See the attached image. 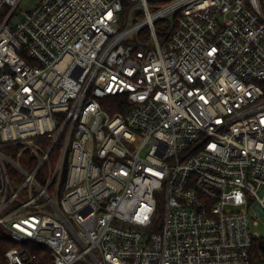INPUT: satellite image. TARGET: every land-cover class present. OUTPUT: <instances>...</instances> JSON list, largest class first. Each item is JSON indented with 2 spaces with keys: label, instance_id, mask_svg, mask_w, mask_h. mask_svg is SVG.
Listing matches in <instances>:
<instances>
[{
  "label": "built area",
  "instance_id": "2783aa9c",
  "mask_svg": "<svg viewBox=\"0 0 264 264\" xmlns=\"http://www.w3.org/2000/svg\"><path fill=\"white\" fill-rule=\"evenodd\" d=\"M23 1L0 0L6 264H264V0Z\"/></svg>",
  "mask_w": 264,
  "mask_h": 264
},
{
  "label": "trees",
  "instance_id": "16d2710c",
  "mask_svg": "<svg viewBox=\"0 0 264 264\" xmlns=\"http://www.w3.org/2000/svg\"><path fill=\"white\" fill-rule=\"evenodd\" d=\"M117 110H113L110 113L112 115L117 114ZM15 247V245L10 241L9 237L0 229V264H6V259L4 257L5 252ZM33 252L36 255V260L31 264H51L50 251L46 248L40 246H32ZM256 250L257 246H256Z\"/></svg>",
  "mask_w": 264,
  "mask_h": 264
},
{
  "label": "rangeland",
  "instance_id": "374dc122",
  "mask_svg": "<svg viewBox=\"0 0 264 264\" xmlns=\"http://www.w3.org/2000/svg\"><path fill=\"white\" fill-rule=\"evenodd\" d=\"M36 5V1L35 0H24L22 5H21V9L24 11L30 10L31 8H33ZM158 218L160 220H162L163 218V213L160 211L158 212ZM253 231L259 233L262 238L264 239V225L262 223L259 224L258 227L254 228Z\"/></svg>",
  "mask_w": 264,
  "mask_h": 264
},
{
  "label": "water",
  "instance_id": "95a60500",
  "mask_svg": "<svg viewBox=\"0 0 264 264\" xmlns=\"http://www.w3.org/2000/svg\"><path fill=\"white\" fill-rule=\"evenodd\" d=\"M260 247L264 250V245L262 243L260 244Z\"/></svg>",
  "mask_w": 264,
  "mask_h": 264
}]
</instances>
